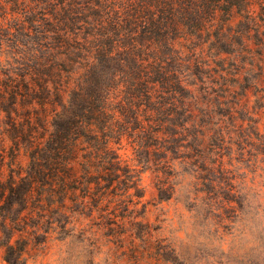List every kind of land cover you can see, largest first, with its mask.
<instances>
[{"label":"trees","instance_id":"16d2710c","mask_svg":"<svg viewBox=\"0 0 264 264\" xmlns=\"http://www.w3.org/2000/svg\"><path fill=\"white\" fill-rule=\"evenodd\" d=\"M252 32L264 37V0H0V248L8 264H26L31 234L68 226L72 194L83 204L130 188L141 197L153 155L158 195L170 197L173 138L197 117L199 128L224 133L221 121L232 119L246 87L222 54L249 51ZM125 143L132 163L118 151Z\"/></svg>","mask_w":264,"mask_h":264},{"label":"rangeland","instance_id":"374dc122","mask_svg":"<svg viewBox=\"0 0 264 264\" xmlns=\"http://www.w3.org/2000/svg\"><path fill=\"white\" fill-rule=\"evenodd\" d=\"M247 46L244 53L222 54L228 66H239L246 87L232 119L221 121L224 133L213 132L212 123L199 128L197 117L173 138L164 174L170 187L163 190L170 197L158 195L160 158L153 155L142 172L141 197L130 188L124 197L83 204L72 194L71 222L31 234L25 263L264 264V37L252 32ZM118 151L133 162L127 143ZM81 158L73 161L76 175L83 172ZM26 161L19 156L18 163ZM8 172L5 165L3 175ZM0 264H8L3 248Z\"/></svg>","mask_w":264,"mask_h":264}]
</instances>
